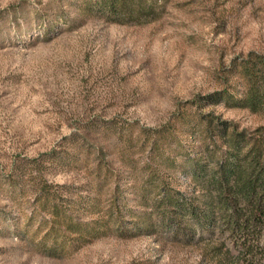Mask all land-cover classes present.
<instances>
[{
  "label": "rangeland",
  "instance_id": "374dc122",
  "mask_svg": "<svg viewBox=\"0 0 264 264\" xmlns=\"http://www.w3.org/2000/svg\"><path fill=\"white\" fill-rule=\"evenodd\" d=\"M77 4L0 0V264H229L216 253V241L184 243L161 233L109 232L64 256L39 252L16 235L17 218L22 223L32 209L33 186L17 206L6 196L5 178L31 168L29 158L40 160L34 167L48 180L71 184L104 205L112 182L94 187L96 164L127 175L117 156L115 122L155 126L174 119L191 154L201 140L196 128L204 125H196L198 109L239 129L264 124V110L187 103L226 80L241 93L242 80L228 67L236 56L264 50V0H169L158 19L145 23L108 21ZM178 108L191 126L174 118ZM166 145L175 160L160 159L165 176L197 192L193 164L175 140ZM57 150L55 161L43 156ZM70 154L79 163L73 169L63 162ZM39 218L28 227L35 229Z\"/></svg>",
  "mask_w": 264,
  "mask_h": 264
},
{
  "label": "trees",
  "instance_id": "16d2710c",
  "mask_svg": "<svg viewBox=\"0 0 264 264\" xmlns=\"http://www.w3.org/2000/svg\"><path fill=\"white\" fill-rule=\"evenodd\" d=\"M168 1L78 0L77 5L108 21L145 23L158 19ZM228 71L241 78L240 94L232 91L226 80L220 89L187 103L224 101L228 106L264 110V50H250L234 57ZM174 118L189 123L179 108ZM195 119L196 125L202 121L204 125L196 128L201 140L199 149L192 154L183 144L185 134L174 119L155 126H136L134 120L113 121L117 156L127 175L106 163L96 164L94 187L112 182L104 205L99 204V198V202H94L95 196L83 195L71 184L48 180L34 167L40 160L29 158L31 168L5 178L6 196L17 206L33 186L32 209L23 224L17 218L16 235L39 252L64 256L109 232L121 237L161 233L184 243L216 241V253L234 264H264V124L252 130L239 129L225 119L215 122L211 112L199 109ZM171 140L178 143L193 164L190 172L197 192L175 187L165 176L160 159L165 155L172 162L175 160L170 150L166 153V143ZM58 153L59 150L45 152L43 156L55 161ZM140 154L144 155L142 160ZM69 156L72 159L67 156L63 162L73 169L79 163L74 155ZM128 199L134 204H129ZM80 205L87 209L89 217L76 211ZM37 216V226L29 228Z\"/></svg>",
  "mask_w": 264,
  "mask_h": 264
}]
</instances>
